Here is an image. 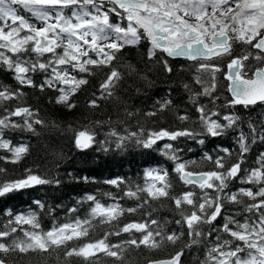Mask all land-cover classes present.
<instances>
[{
  "label": "snow or ice",
  "instance_id": "1",
  "mask_svg": "<svg viewBox=\"0 0 264 264\" xmlns=\"http://www.w3.org/2000/svg\"><path fill=\"white\" fill-rule=\"evenodd\" d=\"M236 45L245 47L237 50ZM126 47H142L148 61L162 63L169 73L173 69L168 58L197 62L192 65L196 69L192 82L182 84L194 116L192 110L174 104L170 93L143 113L155 117L168 110L181 124L190 122L188 126L148 128L138 123L135 130L120 129L117 125L123 121L109 119L70 126L68 131L80 151L93 145L104 152L113 147L123 150L132 142L165 156L172 168L144 169L143 184L122 176L102 181L80 177L85 183L110 185L121 194L86 193L78 198L77 207L69 209L78 213L79 205L87 203L83 217L53 221L47 230L37 210H7L2 215L8 219L0 223V253L64 248L68 257L87 261L104 253L118 261L125 245L157 249L187 236L183 247L150 264H184L185 250L195 245L203 246L198 264H264V152L256 155L254 166L249 167L247 159L252 145L264 144V113L254 123L235 111L237 106L247 110L264 105V0H0V71L10 73L16 85L0 81V153H4L0 161L17 164L29 152L26 140L14 144L6 133L19 130L39 135L37 126L48 127L39 111L26 103L25 88L51 90L55 95L49 102L71 110L77 106L73 97L89 83L86 77L95 75L93 69L107 67L98 90L87 101L89 108H99L100 101L116 97L123 73L113 62ZM224 57H229L225 79L230 96L217 105L220 97L214 93L221 65L216 60ZM126 67L135 71L131 64ZM141 78L147 80V76ZM200 97H208L209 102H201ZM136 115L125 111L127 118ZM105 124L103 139L97 140L98 129ZM229 131L238 149L218 147L215 154L204 151L199 160L183 159L182 149L173 143L186 138L204 146L208 138L224 137ZM204 162L210 167L194 170L193 166L199 168ZM6 171L0 167V174ZM25 172L17 180H0V198L37 185L60 183L30 168ZM172 173L184 186L179 193L171 191ZM103 198L112 202L104 203ZM126 198L137 203L125 207L120 201ZM161 198L174 204L178 219L153 217L156 209L151 202ZM33 204L39 210L45 208L39 200ZM229 204L231 209L226 207ZM125 213L146 218L113 224ZM173 222L179 228L169 231L167 225ZM103 224L111 225V230L99 239L84 240ZM125 233L127 239L110 242V236ZM81 240L69 247L70 242ZM0 264L5 261L0 259Z\"/></svg>",
  "mask_w": 264,
  "mask_h": 264
},
{
  "label": "trees",
  "instance_id": "2",
  "mask_svg": "<svg viewBox=\"0 0 264 264\" xmlns=\"http://www.w3.org/2000/svg\"><path fill=\"white\" fill-rule=\"evenodd\" d=\"M22 14L28 15L26 13ZM168 59L173 69L170 73L164 69L162 63L156 64L148 61L145 50L142 47H126L123 49L118 53V59L113 62L123 73V79L116 90V97L108 101H100L99 108H89L87 101L93 98L92 93L98 90L104 74L109 71L107 67L93 69L95 75L86 77L89 83L82 86L75 94L73 99L76 101L77 106L71 110L50 103L49 97L55 95L51 90L40 92L36 89L25 88L24 91L28 93L25 97L26 103L39 111L41 117L48 122V127L40 128L37 126L39 135L19 130L6 133V138H10L14 144L18 141L26 140L30 147L28 154L17 164L0 161V167L7 170L5 173L0 174V180L20 179L25 176V170L30 168L34 174L48 179H58L60 183L58 185H37L6 198H0V223L8 219V217L2 215L7 210L20 213L32 208L39 212L41 225L47 230L51 227L53 221L64 223L72 216L83 217L85 210L88 208L87 203L79 205L80 211L78 213H71L69 209L77 207L78 198L86 193H97L99 195L100 192L111 191L116 193L117 196L121 194L110 185L95 182L85 183L79 179L80 177H95L96 181H102L107 178L122 176L129 177L137 183L143 184L144 169L157 167L171 169L172 162L165 156L151 150L142 149L132 142H129L123 150H117L113 147L109 151L104 152L98 150L96 145H93L90 149L80 151L73 143L72 132L68 131L70 126L79 127L93 121H106L109 119L113 122L117 120L123 121V123L117 125L120 129L129 127L135 130L138 123L148 128H167L170 125L180 128L188 126L190 122L181 124L175 119L173 113L168 110L155 117L143 115V113L152 109L155 101L162 100L169 93L174 104L179 105L181 109L188 108L192 110V105L187 102L188 94L183 89L182 84L184 82H192V77L196 74V69L192 65L197 62L184 59ZM228 59L229 57H224L216 60L221 65V71L216 74L217 87L214 93V95H219L220 97L216 101L217 105L224 103L226 97L230 96L226 90L227 80L224 78ZM128 64L133 65L135 71L127 68L126 65ZM142 76H147V80L142 79ZM204 78L207 79L206 76ZM34 79L37 82L39 81L38 76L34 77ZM0 81L16 86L11 79V74L8 72L0 71ZM199 99L203 103L209 102L208 97H200ZM12 103H15V101ZM126 110L135 112L137 115L127 118L125 116ZM192 111L194 116V110ZM222 111L228 110L222 109ZM235 111L244 120H251L255 123L262 119L261 114L264 113V105L257 104V106L247 110L237 106ZM53 125H58V127ZM192 126L195 127V125ZM107 128L108 125L105 124L102 129H98L100 134L97 136V140L103 139V132ZM244 130L247 131L246 124L244 125ZM173 143L182 149L179 154L185 160H199L204 151L215 154L214 150L218 147L238 149L234 134L231 131L224 137L208 138L204 146L199 145L195 141L186 140V138H179L178 141ZM260 152H264V144L257 143L252 145L251 152L247 154L249 167L254 166L252 162ZM193 167L194 170L199 171L201 168L210 167V165L204 162L199 168ZM170 178L173 181V189L171 191L179 193L184 186L176 180L174 173L171 174ZM140 195L144 196L146 194L141 193ZM35 200L41 201L45 208L43 210L37 209V206L33 204ZM102 202L111 203L112 201L103 198ZM120 203L128 207L135 205L137 201L126 198L121 200ZM145 207L148 208L147 205ZM151 207L156 209L153 212V217L168 218L170 221L174 218H179L178 216L174 217V204L166 198L152 201ZM226 207L231 209L233 205L229 204ZM148 210L151 211V208H148ZM143 211L144 209H141V212ZM144 218L146 217L141 216L140 213H125L113 224L122 225ZM25 227L28 226L25 225ZM111 227L108 224L98 225L94 230L90 231L89 237L84 238V240L99 239L106 230H111ZM178 228L179 225L174 222L167 225L169 231ZM127 238L128 234L125 233L120 236H110L109 240L112 243H119ZM84 240L72 241L69 243V247L75 246L77 243H83ZM186 240L187 236L182 237L175 245L165 242L157 249L125 245V250L121 253V259L118 261L115 258L106 256L104 253H97L95 257H90L87 261L75 255L68 257L64 254V248L49 249L48 252L37 250L26 253H20L19 251L0 253V259H3L5 264H93V262L94 264H145L150 260L167 258L169 254L183 247ZM202 249V245H195L193 248L185 250V255L182 258L184 264H198L199 259L202 258Z\"/></svg>",
  "mask_w": 264,
  "mask_h": 264
},
{
  "label": "water",
  "instance_id": "3",
  "mask_svg": "<svg viewBox=\"0 0 264 264\" xmlns=\"http://www.w3.org/2000/svg\"><path fill=\"white\" fill-rule=\"evenodd\" d=\"M178 59H183V58H178ZM226 71H227V65H226ZM226 71H225V73H226ZM225 73H224V78H225ZM228 83H229V81L227 80V84ZM229 95H230V93H229ZM163 259H166V258H163ZM157 260H160V259H157ZM151 261H155V260H150V261L146 262L145 264H150Z\"/></svg>",
  "mask_w": 264,
  "mask_h": 264
},
{
  "label": "flooded vegetation",
  "instance_id": "4",
  "mask_svg": "<svg viewBox=\"0 0 264 264\" xmlns=\"http://www.w3.org/2000/svg\"><path fill=\"white\" fill-rule=\"evenodd\" d=\"M242 47H243V45H236L237 50H239Z\"/></svg>",
  "mask_w": 264,
  "mask_h": 264
}]
</instances>
